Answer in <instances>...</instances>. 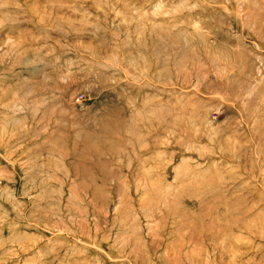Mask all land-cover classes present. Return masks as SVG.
Segmentation results:
<instances>
[{
  "label": "rangeland",
  "instance_id": "374dc122",
  "mask_svg": "<svg viewBox=\"0 0 264 264\" xmlns=\"http://www.w3.org/2000/svg\"><path fill=\"white\" fill-rule=\"evenodd\" d=\"M0 264H264V0H0Z\"/></svg>",
  "mask_w": 264,
  "mask_h": 264
}]
</instances>
